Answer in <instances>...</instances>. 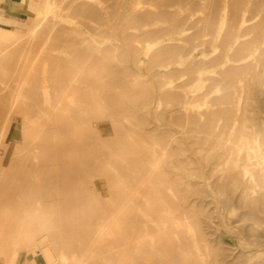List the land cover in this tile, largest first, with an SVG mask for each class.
Masks as SVG:
<instances>
[{
	"label": "bare ground",
	"instance_id": "6f19581e",
	"mask_svg": "<svg viewBox=\"0 0 264 264\" xmlns=\"http://www.w3.org/2000/svg\"><path fill=\"white\" fill-rule=\"evenodd\" d=\"M173 1L41 0L38 17L26 34L0 27V140L12 118L6 112L20 113L37 124H47L51 140L43 144L33 138L28 146L33 154L44 148L50 155L46 158L63 154L83 162L92 153L85 143L87 131L95 136L97 132L106 135L109 129L101 118L110 108L102 116L97 114L101 100L96 94L101 86L116 93L121 89L125 113L118 121L128 118L131 132L114 135L110 141L121 145L119 158L125 173L108 165L114 175L106 177L110 186L116 182L122 187L130 210H141L139 218L128 214L129 241L139 247L149 239L153 254L165 256L168 264L177 260L207 264L209 242L202 228L210 221L211 205L226 202L246 208L250 230L264 227V0H185L176 7ZM124 2L135 4L123 7ZM173 7L177 8L174 23L165 37L157 18L174 14ZM113 10L119 17L130 13L138 21L134 28L140 27L147 37L119 38L118 24L109 16ZM185 11L188 14L179 18ZM119 42L143 44V58L132 47L125 53ZM125 61L129 65L123 66ZM87 83L95 90L87 91ZM168 97L174 99V126L169 130L150 127L154 113ZM25 119L10 136L19 157L29 123ZM78 122L85 127L80 133ZM133 154L138 158L136 170L131 166ZM30 160L29 155L20 159L19 182H26L30 175ZM66 168L69 175L73 167ZM6 170L8 166L2 167L0 174ZM9 171L14 174L13 169ZM43 176L44 193L52 199L59 181L48 173ZM10 187L0 186V227L8 226L16 213L31 210L25 209V190L20 186L10 191ZM158 200L160 206L154 207ZM22 216L26 224L21 231L30 243L36 231L29 224V214ZM119 216L118 212L104 215V220L98 217L99 240L113 234ZM171 234L174 254L158 246ZM7 236L6 230L0 231V258ZM41 248L45 257L34 263L28 262L35 258L33 254L24 260L22 249L3 256L6 264H44L53 248L49 242H42ZM91 249L81 247L72 261L63 256V264H86ZM37 251L34 248V254ZM144 259L150 262L149 257Z\"/></svg>",
	"mask_w": 264,
	"mask_h": 264
},
{
	"label": "rangeland",
	"instance_id": "374dc122",
	"mask_svg": "<svg viewBox=\"0 0 264 264\" xmlns=\"http://www.w3.org/2000/svg\"><path fill=\"white\" fill-rule=\"evenodd\" d=\"M137 1L139 0H135V3ZM9 2H12L13 5L10 6ZM173 2L176 3V7L178 4L184 5L185 0H182V2L174 0ZM135 3L133 2V4ZM133 4L124 2L121 6L125 7ZM175 7L172 8L171 13L176 12L177 8L175 9ZM40 8L41 0H0V27L10 31L18 30V32L26 34L31 29L33 20L38 17ZM116 14H118L116 10H113L109 16L113 19V22L118 24L115 32L119 38L122 40L123 38L133 40L147 37L143 36L142 31L139 29L140 27L134 28L138 21L130 13L125 11L120 17ZM187 14L185 11L179 18ZM199 16L200 14H197L195 17ZM158 17L157 19L160 21L159 24L162 28L161 34L167 37L166 33H168L170 24L174 23L175 13L172 15H159ZM76 43L74 42V46L78 47L79 45H76ZM4 44L2 42L1 45ZM118 45L125 48L124 52L127 54L131 47L138 49L139 57L143 58V44L136 42L124 44V42H119ZM92 47H95V45L92 44ZM145 60L148 62L149 58ZM187 63L188 61L177 67L181 68ZM127 65H129L128 61L123 62V66ZM114 84H117V82ZM92 88H90L88 83L86 84L87 91H91ZM114 90L109 86H101V92L96 94L101 100L99 101V104L101 103L100 106L96 109L97 114L102 116L103 113L107 112L108 107L110 108L108 109V115L101 118V121H104L103 124L108 125L109 129L106 135L97 132L94 136L92 131H87L85 143L92 153L89 159L86 158L83 162L82 158L71 161L70 158L64 157L63 154L57 156V158H46L50 155L46 151L47 149L44 148L33 154L28 147L33 138L43 144L51 140V138L48 139L50 136L46 128L47 124L45 122L37 124L32 118L20 113L6 112L5 116L10 118V115H12V118L6 124L0 140V169L8 166V170L4 172L3 176L0 174V186L3 183L11 185L10 191L21 186L20 189L23 188L28 197L25 209H31L29 213L25 211L16 213L15 219L9 222L8 226L2 225L0 227V231L5 233L6 230L8 235L4 247L6 255H9L10 251L24 249V260L27 261V257L33 254L35 258L28 262L34 263L35 259L42 258L43 260L45 257L41 243L49 242L53 251L50 260L47 261L45 259L46 262L44 264H63V256L72 261L74 255L81 252V247L83 246H91L92 248L85 256L86 264H146L144 256L150 258L148 264L169 263L165 256L158 257L156 253L153 254L149 248V239L145 240L146 243L139 247L131 245L129 238L132 229L128 226V214L132 212L131 215H136L139 218L141 210H130L122 187L116 182L112 186L108 184L106 175H114L112 170L107 169L108 165L117 167L123 172V175L125 173V167L119 158L121 145L118 143L112 144L110 139L114 135L122 136L124 133L129 134L131 132L128 127V118H125L124 121H118L119 115L125 113L123 105L125 98L121 95V89L117 93ZM91 93L95 95V91ZM76 95L77 99H80L81 95L79 93ZM173 100L172 97H168L162 101L157 112L154 113V121L150 127L157 126L163 130H169L174 126ZM62 111L60 110V113ZM34 113L31 112L30 115L33 116ZM23 119L29 123L25 128L24 147L22 146L23 149L19 157L15 151L16 142L10 140V136L15 126H18V123L22 122ZM78 123H80V126L82 125V122ZM84 128L81 126L79 133ZM98 130L96 127V131ZM157 132L160 133L162 130ZM82 140L79 139L80 142ZM96 141L99 142L97 145H100L101 149L97 147ZM122 143L127 146L126 141ZM127 150L128 146L126 152ZM63 151L65 152L64 147ZM110 153H113V155ZM28 155L31 159L30 163H32L30 175L27 177L26 182H19L18 178L21 172L20 159L26 158ZM132 158L131 166L136 170L138 158L134 154ZM129 159L131 158L129 157ZM70 164L73 168L68 175L66 167ZM80 164H83V167ZM10 169L14 170V174L9 171ZM42 171H45L43 175L48 173L51 179L59 181L58 193H55L52 199H47L44 193L42 179H45V176L42 175L40 179L38 177L39 180L36 178V175L39 176ZM18 182L19 186L16 188ZM95 183H98L97 187L94 186ZM56 201L58 204H56ZM155 206H160L159 200L154 204ZM121 208H123L122 211H120ZM143 208L146 210V206H143ZM97 209H100V211L96 212ZM118 212L122 217L119 216L117 226L115 225L112 228L113 234L104 235L99 240L96 232L99 222L98 217L101 216L104 220L107 219L104 218V215L111 216V214H117ZM208 212L211 217L210 221L204 224V228H202L207 234L209 242V248L206 251L207 264H264V227L257 225L255 232L250 230L249 220L246 219L248 212L246 208L238 207L232 203L220 202L217 205H211ZM23 214L25 216L29 214V224L36 231L30 243L24 239L25 235L21 231L26 224H22ZM108 219L110 220V218ZM42 222H45L46 225H43ZM136 227H138V224ZM12 232H17V237L13 236ZM172 240H174L172 234L160 240L158 246L162 252H168L167 250H169L171 254H174L171 250L172 244H170ZM19 243L22 244V247L17 246ZM33 247L39 249V252L37 251L34 254ZM144 252L146 253L145 255ZM4 253L1 254L3 258H0V264H6ZM157 253L160 254L159 252ZM174 264H185V262L177 260Z\"/></svg>",
	"mask_w": 264,
	"mask_h": 264
},
{
	"label": "crops",
	"instance_id": "0c3cea01",
	"mask_svg": "<svg viewBox=\"0 0 264 264\" xmlns=\"http://www.w3.org/2000/svg\"><path fill=\"white\" fill-rule=\"evenodd\" d=\"M9 3H10V4H9L10 6L13 5L12 2H9ZM10 6H9V7H10ZM17 246L20 247L19 245H17ZM19 251L21 252V250H19ZM22 251L25 253L24 249H22Z\"/></svg>",
	"mask_w": 264,
	"mask_h": 264
}]
</instances>
